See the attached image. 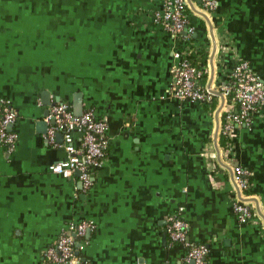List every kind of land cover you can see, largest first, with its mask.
<instances>
[{
  "label": "crops",
  "instance_id": "obj_1",
  "mask_svg": "<svg viewBox=\"0 0 264 264\" xmlns=\"http://www.w3.org/2000/svg\"><path fill=\"white\" fill-rule=\"evenodd\" d=\"M163 1L0 0V99L17 113L14 147H0V264H48L43 252L83 221L95 225L74 238L84 262L179 264L186 248L165 234L178 213L188 241L207 247V264H264V107L232 133L258 217L242 224L221 158L222 98L211 110L170 94L185 42L152 23ZM204 1L184 0L191 46L207 54L204 86L225 83L237 58L264 83V0H213V12ZM75 95L107 125L87 192L76 173L50 171L66 152L61 136L55 146L45 138L51 104L73 108Z\"/></svg>",
  "mask_w": 264,
  "mask_h": 264
},
{
  "label": "built area",
  "instance_id": "obj_2",
  "mask_svg": "<svg viewBox=\"0 0 264 264\" xmlns=\"http://www.w3.org/2000/svg\"><path fill=\"white\" fill-rule=\"evenodd\" d=\"M184 7V0H164L161 10L152 13V23L170 37L177 38L184 34L185 45L174 54L170 94L179 100L208 106L216 94L222 98L225 108L219 116L220 136H225L229 141L226 151L220 149L221 158L235 180L238 196L232 201L231 209L240 223H254L258 219L257 214L247 201L249 196L244 194L249 188L250 172L242 167L233 155L232 133L236 128L250 127L253 116L258 115L264 107V83L251 71L247 62L237 58L236 65L228 71L227 81L219 88L202 85L205 67L193 66L188 60V55L193 50L190 40L194 27L188 21V14H184ZM203 7L207 12H213L216 4L213 0H205ZM223 45L224 50H232V46L230 48L224 39ZM16 119L14 108L8 101L0 99V147L7 151L13 149L16 141V134L8 130ZM44 120L49 125L45 136L48 143L55 146V137L60 134L61 146L66 152V159L53 164L50 171L62 176H71L78 172L82 191L87 192L92 186L93 173L102 165L107 154L105 120L97 117L91 107L85 108L80 116H74L72 107L62 102L49 107ZM94 228L95 225L88 221L70 224L68 232L62 233L55 243L43 252V260L48 264H90L80 259L74 238L83 239L86 233ZM165 234L170 245L186 248L185 256L179 264H207V247L188 241L187 223L179 213L168 218Z\"/></svg>",
  "mask_w": 264,
  "mask_h": 264
},
{
  "label": "trees",
  "instance_id": "obj_3",
  "mask_svg": "<svg viewBox=\"0 0 264 264\" xmlns=\"http://www.w3.org/2000/svg\"><path fill=\"white\" fill-rule=\"evenodd\" d=\"M189 11L187 9V7H184V14H188ZM191 41H193V38L191 37ZM193 49V47H192ZM188 60L190 62L191 65L196 66V67H201V66H205L206 65V61H207V54L205 53H198L195 52L194 50H191L190 54L188 55ZM206 80V73H204L203 78H202V85H204V82ZM204 105V104H203ZM216 105V97H213L212 103L210 106L211 110H213L215 108ZM228 138H226L225 136L221 135L219 137V145L220 148L224 151L227 150V146H228ZM245 195H250V189L248 188L247 191L244 192Z\"/></svg>",
  "mask_w": 264,
  "mask_h": 264
},
{
  "label": "water",
  "instance_id": "obj_4",
  "mask_svg": "<svg viewBox=\"0 0 264 264\" xmlns=\"http://www.w3.org/2000/svg\"><path fill=\"white\" fill-rule=\"evenodd\" d=\"M50 104H47L46 106H49ZM53 104H51L52 106ZM50 106V107H51ZM73 115L74 116H80L82 114V111H83V105H82V99H81V96L80 95H75L74 96V100H73ZM48 112L45 114V117L47 116ZM38 124H40L41 126H44L46 127L44 124V122H39ZM51 124V123H50ZM47 127H48V124H47ZM12 128V126H9L8 127V130L10 131ZM57 136H61L60 134H57ZM76 174L78 175V172H76ZM77 247V245H76Z\"/></svg>",
  "mask_w": 264,
  "mask_h": 264
}]
</instances>
